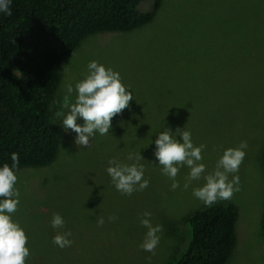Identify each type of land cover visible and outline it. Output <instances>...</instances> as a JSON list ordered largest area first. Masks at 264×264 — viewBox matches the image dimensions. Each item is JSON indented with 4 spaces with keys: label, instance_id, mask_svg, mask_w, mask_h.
Here are the masks:
<instances>
[{
    "label": "rangeland",
    "instance_id": "1",
    "mask_svg": "<svg viewBox=\"0 0 264 264\" xmlns=\"http://www.w3.org/2000/svg\"><path fill=\"white\" fill-rule=\"evenodd\" d=\"M93 60L119 73L133 100L113 117L108 135L96 132L82 147L74 143L76 133L61 126L56 102L69 95L67 85L85 78ZM60 69L50 110L61 133L57 157L47 166L15 170L19 204L10 215L28 238L25 264H172L191 237L187 218L206 205L192 194L203 180L184 189L186 166L175 190L162 174L154 152L165 128H184L194 146L205 145L201 162L209 172L223 150L247 142L235 173L239 190L217 202L238 211L226 264H264V0H162L147 25L86 37ZM70 95L74 100L75 92ZM76 122L83 125L80 117ZM129 155L141 156L149 186L123 195L106 169L110 159L136 163ZM146 211L163 229L155 254L139 248ZM53 213L62 216L63 228L51 226ZM58 232H71L70 247L53 244Z\"/></svg>",
    "mask_w": 264,
    "mask_h": 264
},
{
    "label": "trees",
    "instance_id": "2",
    "mask_svg": "<svg viewBox=\"0 0 264 264\" xmlns=\"http://www.w3.org/2000/svg\"><path fill=\"white\" fill-rule=\"evenodd\" d=\"M161 2L11 0L12 14L0 12V167L12 165V153L19 156L17 169L47 166L56 159L61 133L50 110L61 61L92 34L147 25ZM237 216L228 202L194 211L186 220L189 243L172 264H226L235 245Z\"/></svg>",
    "mask_w": 264,
    "mask_h": 264
},
{
    "label": "clouds",
    "instance_id": "3",
    "mask_svg": "<svg viewBox=\"0 0 264 264\" xmlns=\"http://www.w3.org/2000/svg\"><path fill=\"white\" fill-rule=\"evenodd\" d=\"M11 0H0V12L11 15ZM87 75L75 84L67 85V93L63 101L59 103L60 111L55 113L57 118H62L61 126L64 129H71L76 133L74 143L77 146L87 147L90 138L96 132L100 135H108L111 128V120L129 106L133 100L132 93L122 84L120 75L110 68L100 65L97 61H90L87 65ZM75 92L74 100L71 95ZM83 119V125L77 124V118ZM177 136L180 137L177 140ZM154 156L158 164L162 166V174L171 181V189L180 187L176 177L180 167L189 169L185 177L184 189L187 190L193 181L203 180L202 186L192 189L195 198L210 205L218 200L231 199L235 191L239 190V166L246 155L243 149L247 148V142L242 141L236 148L223 150L222 155L217 159L212 171L206 170L202 163V151L205 145L194 146L191 139V132L184 128H177L175 132L169 128L157 135L155 140ZM132 164L120 163L114 159L108 161L109 167L106 171L111 177L115 188L123 195H131L134 191H143L149 186V180L144 179V167L138 161L140 155ZM12 165L5 163L0 167V264H25L30 255L27 245V236L24 230L11 219L12 213L17 210L19 204V192L15 188L17 175L15 169L19 165L17 153L11 154ZM231 175V179H229ZM151 213L144 212L140 218V224L147 229L146 234L139 248L155 254L159 244L158 233L162 232L161 225L151 223ZM115 216H109L108 220L114 221ZM98 226L105 223L104 217L96 221ZM51 226L60 229L64 226V220L58 213H53ZM71 232L57 233L53 237V244L63 249L70 247L72 240L69 239Z\"/></svg>",
    "mask_w": 264,
    "mask_h": 264
}]
</instances>
